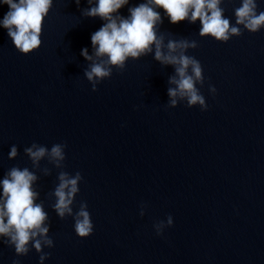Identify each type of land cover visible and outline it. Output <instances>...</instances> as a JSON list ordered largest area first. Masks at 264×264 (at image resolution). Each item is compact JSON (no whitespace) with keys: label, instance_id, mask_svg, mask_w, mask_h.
<instances>
[{"label":"clouds","instance_id":"clouds-1","mask_svg":"<svg viewBox=\"0 0 264 264\" xmlns=\"http://www.w3.org/2000/svg\"><path fill=\"white\" fill-rule=\"evenodd\" d=\"M8 5L9 11L0 20V25L7 29L15 48L28 55L38 50L42 44L41 35L44 19L53 7V0H0ZM77 6L80 0H75ZM93 5V0H87ZM224 0H144L138 6L128 8L129 15L124 17L119 10L129 4V0H98L95 6L82 10L84 17H99L105 23L91 35L92 54L88 49L81 50V55L89 61L84 76L92 85V91H97V85L111 78L113 69L123 72L126 61L131 58L153 54L155 61L162 66L171 65L174 74L168 78L167 93L170 108H175L180 102L186 101L188 107L199 106L206 111L208 105L197 85L203 86L204 76L201 63L187 54L189 49L198 47L197 41L182 38L169 39L159 26L163 23L157 9H163L170 23L177 24L187 20L190 24L200 22V37H211L218 42L227 43L232 37H239L246 30L257 33L264 28V11L258 13L257 0H240V6L234 9L235 24L225 17ZM209 91L215 94L214 86ZM66 143L53 144L51 148L32 143L24 149L30 159L33 169L42 171L44 176L51 175V169H41V161L47 160L56 169L64 168L66 159ZM18 156V148L13 145L9 151V159ZM34 171L24 167H12L0 180V238L3 243L14 247L17 256H26L35 249L40 254V264L51 255L44 252L45 248L54 247V241L49 236V215L45 211L44 201L40 200L39 191L34 187L38 181ZM83 177L80 172L71 175L59 171L58 184L49 193L55 198L51 205L56 215L61 219L72 217L74 230L80 238L93 234L94 225L87 210L86 202H81L79 210H73L75 197L80 191L79 184ZM145 204H141L140 216L145 214ZM173 219L159 221L153 225L157 235H162L166 227H171ZM31 244V248L29 245ZM12 264H19L13 260Z\"/></svg>","mask_w":264,"mask_h":264}]
</instances>
